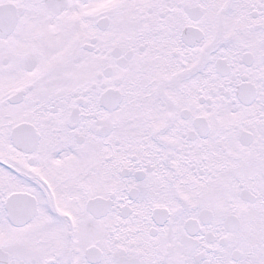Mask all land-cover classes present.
<instances>
[{"label":"snow or ice","instance_id":"obj_1","mask_svg":"<svg viewBox=\"0 0 264 264\" xmlns=\"http://www.w3.org/2000/svg\"><path fill=\"white\" fill-rule=\"evenodd\" d=\"M0 264H264V0H0Z\"/></svg>","mask_w":264,"mask_h":264}]
</instances>
